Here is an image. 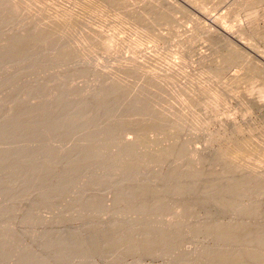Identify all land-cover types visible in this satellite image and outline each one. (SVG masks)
<instances>
[{
  "label": "rangeland",
  "instance_id": "1",
  "mask_svg": "<svg viewBox=\"0 0 264 264\" xmlns=\"http://www.w3.org/2000/svg\"><path fill=\"white\" fill-rule=\"evenodd\" d=\"M19 120L0 264H264V0H0V126Z\"/></svg>",
  "mask_w": 264,
  "mask_h": 264
},
{
  "label": "bare ground",
  "instance_id": "2",
  "mask_svg": "<svg viewBox=\"0 0 264 264\" xmlns=\"http://www.w3.org/2000/svg\"><path fill=\"white\" fill-rule=\"evenodd\" d=\"M26 111H27V110H26ZM29 112H30V111H29ZM26 113H27V112H26ZM60 113H61V112H60ZM28 114H29V113H28ZM10 115H11V114H10ZM25 115H27V114H25ZM31 115H32V113H31L30 115H27V117H29V116H31ZM44 115H45V114H44ZM11 116H14V114L11 115ZM16 116H18V115H16ZM16 116H15V117H16ZM22 116H23V115L20 114V119H24V120H25V117L23 116L24 118H22ZM40 116H41V115H40ZM27 117H26V118H27ZM33 117H34V116H33ZM46 117H47V118H50L51 116H49V115L42 116V119H44V118H46ZM30 118H31V117H30ZM38 118H41V117H37V119H38ZM51 118H52V117H51ZM8 119H9V118H8ZM18 119H19V118H18ZM28 120H29V119H28ZM38 120H39V119H38ZM20 121H22V120H19L18 123L16 122V124L13 125V126H11V124L8 125V123L6 122L7 125H8L9 127L7 126V128H5V129H4V127H5L6 123H5V125L3 124L4 127H1V126H0V127H1V128H0V140H1V138H2V140H3V139H6V138H7V139H9V138H10V139H13V138H14L16 135H18L19 133H23L24 129H22V128H23L24 125H23ZM61 121H62V120H61ZM73 121H74V120H73ZM73 121H72V122H73ZM75 121H76V120H75ZM24 122H25V121H23V123H24ZM34 122H35V121H34ZM56 122H59L61 125H62V124H65V125H63V127H64V128H67V130H70V129L74 126V125H71V124H73V123H71V124H70L71 126H70L69 123H68V122L65 123V121L60 122V121L56 120ZM67 123H68V124H67ZM12 124H13V123H12ZM33 124H34V123H33ZM39 124H40V123H39ZM53 125H54V124H53ZM53 125H52V126H53ZM56 125H57V123H56ZM58 125H59V124H58ZM58 125H57L56 127H58ZM61 125H60V126H61ZM10 126H11V127H10ZM29 126H30V125H29ZM29 126H25V127L29 128ZM41 126H42V125H41ZM67 126H68V127H71V128L69 129ZM75 126H76V124H75ZM25 127H24V128H25ZM53 127H55V125H54ZM63 127H61V128H63ZM2 128H3V129H2ZM51 128H52V127H51ZM59 128H60V127H59ZM59 128H58V129H59ZM61 128H60V130H61ZM64 128H63V130H64ZM76 128H77V126L75 127V129H76ZM29 129H30V128H29ZM72 129H74V128H72ZM72 129H71V130H72ZM75 129H74V130H75ZM108 129H109V128H108ZM20 130H21V131H20ZM26 130H27V129H26ZM26 130H25V132H26ZM40 130H41V129L37 126V127L33 128V130H29V131L27 130V132H26L25 134L27 135V134L29 133L28 135L30 136V138L33 136V137L30 139V140L32 141V143L34 142L33 139H37V138H39V140L41 141V140H43V139L45 138V136H51V135H52V134H51V135H48L49 133L46 132L47 135H45V134H46V133H45V134H44L45 136H42V135H43V132L41 133ZM44 130H45V129H44ZM55 130H57V129H55V128L53 129V128H52V131L50 130V132L54 133ZM67 130L65 129V132H66ZM74 130H72V131H70V132H73ZM77 130H78V129H77ZM61 131H62V130H61ZM61 131H60V132H61ZM106 131H107V130H106ZM111 131H112V130H111ZM58 133H59V130H58L56 133H54V135H55V134H58ZM61 133H63V132H61ZM68 133H69V131H68ZM68 133H67V134H68ZM30 134H31L32 136H31ZM40 134H41V135H40ZM63 134H64V133H63ZM63 134H62V135H63ZM98 134H99V133H98ZM65 135H66V133H65ZM69 135H70V134H69ZM19 137H20V136H19ZM43 137H44V138H43ZM51 137H52V136H51ZM82 137H83V135H82ZM40 138H41V139H40ZM48 138H49V137H48ZM48 138L46 137L45 140H46V139H47V140H50V138H49V139H48ZM127 138H128V137H127ZM127 138H125V140H124L123 143H124V144L126 143L125 145H128V146H129V145L132 144L133 141H132V140H129L130 138H129V139H127ZM15 139H16V138H15ZM37 140H38V139H37ZM37 140H35V142H36ZM47 140H46V141H47ZM43 141H44V140H43ZM43 141H42V145H41V146H42L41 148H42L43 150H42V149H41V150H42V151H45V150H44V149H45L44 146H45V145H48V144H47L48 142L46 143V142H43ZM29 142H30V141H29ZM37 142H38V141H37ZM30 143H31V142H30ZM44 143H46V144H44ZM109 143H110V142H109ZM43 144H44V146H43ZM29 147H31V145H30ZM29 147H27V149H29ZM94 147H95V146H94ZM101 147H102V146H101ZM101 147L97 144L96 148H93L92 150H88V152L86 151V153H89V154H86V155H87V159H93V158H94V159H97L98 156L102 154V153L100 154V152H101ZM37 148H38V147H37ZM46 148H47V147H46ZM128 148H129V147H128ZM85 149H86V148H85ZM112 149H113V148H112ZM23 150H24V149H22L21 151H23ZM25 150H26V148H25ZM41 150H40V151H41ZM61 150H62V149H61ZM0 151H1V150H0ZM2 151H3V150H2ZM4 151H5V150H4ZM4 151H3V152H4ZM26 151H27V152L24 151L23 153H21L23 159L28 158V159L30 160L29 157L33 156V157H31V159H32V158H34V155H36V153H33V152H32V154H31V151H32V150H31V148H30V149H29V151H30V156L26 157L25 155L29 153L28 150H26ZM33 151H34V150H33ZM62 151H63V150H62ZM89 151H90V152H89ZM10 152H11V151H10ZM16 152H18V151H16ZM47 152H48V151H47ZM59 152H60V151H59ZM59 152H57V153H59ZM72 152H73V151H72ZM84 152H85V151H84ZM109 152H110V151H109ZM41 153H42V152H41ZM1 154H2V153H1ZM33 154H34V155H33ZM53 154H54V153H53ZM60 154H62V152H60ZM64 154H65V153H64ZM64 154H62V155H64ZM66 154H67V153H66ZM66 154H65V155H66ZM110 154H111V153H110ZM129 154H130V153H129ZM13 155H15V154H13ZM28 155H29V154H28ZM50 155H52V154L50 153ZM65 155H64V156H65ZM116 155H117V154H116ZM2 156H3L2 160H4V162H5V160L10 159L12 155L10 156V154H9L8 152H4V154H3ZM53 156H55V154L52 155L51 157H49V158L53 159V161H55V162H53V161L50 159V161L53 162V163H51V166H52L54 163L57 164V162H58L57 159L60 160V159L62 158L61 156H58V155H57L59 158L56 157L57 159L55 158V159H56V160H55ZM15 157H17V156H15ZM18 157H19V156H18ZM52 157H53V158H52ZM60 157H61V158H60ZM35 158H36V157H35ZM37 158H38V157H37ZM65 158H66V157H65ZM39 159H40V158H39ZM94 159H93V160H94ZM105 159H106V158H105ZM105 159H104V163H101V164H102L101 167H103V168H106V167H108V166H111L112 163L115 162L114 157H111V156H109L107 160H105ZM32 160H33V159H32ZM34 160H35V159H34ZM131 160H132V159H131ZM0 161H1V160H0ZM60 161H61V160H60ZM73 161H75V160L73 159ZM10 162H11V161H10ZM67 163H68V162H67ZM74 163H75V162H74ZM46 164H47V163H46ZM130 164H131V163H130ZM130 164L128 163V164L126 165V169H127V170H128V168H129V169L131 168V167H130V166H131ZM54 165H55V164H54ZM54 165H53V166H54ZM72 165H73V163H72ZM92 165H93V164H92ZM37 166H38V165H37ZM43 166L45 167V165H43ZM48 166H49V165H48ZM51 166H49V168H48L49 170L51 169V168H50ZM53 166H52V167H53ZM70 166H71V165H70ZM79 166H80V165H79ZM89 166H90V165H89ZM40 167H42V166H40ZM40 167L38 168L39 170H40ZM71 167H72V166H71ZM71 167H69V168H71ZM101 167H100V168H101ZM34 168H37V167L34 166ZM45 168H47V167H45ZM77 168H78V167H77ZM92 168L94 169L95 167L93 166V167L86 168V171L91 170ZM100 168H99V169H100ZM42 169H43V167H42ZM48 169H46V171H48V174H47V175H49V174L51 175V173H50V171H49ZM124 169H125V168H124ZM35 170H36V169H35ZM43 170H44V169H43ZM55 170H56V169H55ZM80 170H81V169H80ZM41 171H42V170H41ZM46 171H45V172H46ZM51 171H53V169H51ZM43 172H44V171H43ZM84 173H85V170H84ZM82 174H83V172H82ZM43 175H44V174H43ZM52 175H53V174H52ZM44 176H46V175H44ZM45 179H46V178H44V179L42 180V182H41L42 185H41V186H44L43 181H44ZM50 179H51V178H50ZM45 182H46L45 185H46V187H47V185H49V184H48L49 182H47V180H45ZM15 184H16V183H15ZM42 188H44V187H42ZM8 191H9V190H8ZM61 191H62V189H61ZM9 193H10V192H9ZM107 227H108V226H107ZM220 228H221V227H220ZM223 229H225V228H223ZM221 230H222V229H221ZM226 230H227V229H226ZM226 230H225V231L223 230V231L227 233L229 230H228V231H226ZM229 232H230V231H229ZM214 233L216 234V232H214ZM219 233H220V232H219ZM217 234H218V232H217ZM220 235H221V234H220ZM156 236H157V238H158V237L162 238V237L164 236V231H163L162 229H160V231L157 233ZM223 236H224V235H223ZM219 237H220V236H219ZM234 237H235V236H234ZM116 238H117V235H116ZM116 238H115V239H116ZM222 239H223V238H222ZM225 239H226V238H225ZM115 241H116V240H115ZM225 253H226V252H225ZM223 254H224V253H223ZM240 254L243 255L242 252H241V253H238V252H237V253H235V252H234V253H230V252H228V253L225 254V255L220 254V255H222V256H221V257H218V259H217V263H219V264H232V263H233V264H234V262H235L236 260H239V258H240L239 255H240ZM214 258H215V257H214ZM238 263H239V262H238ZM235 264H236V263H235ZM239 264H241V262H240ZM243 264H244V263H243Z\"/></svg>",
  "mask_w": 264,
  "mask_h": 264
}]
</instances>
